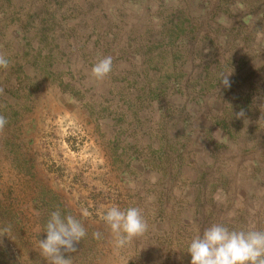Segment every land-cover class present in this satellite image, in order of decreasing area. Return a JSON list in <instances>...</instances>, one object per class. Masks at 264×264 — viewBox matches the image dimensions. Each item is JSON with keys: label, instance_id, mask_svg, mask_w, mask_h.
I'll return each mask as SVG.
<instances>
[{"label": "rangeland", "instance_id": "obj_1", "mask_svg": "<svg viewBox=\"0 0 264 264\" xmlns=\"http://www.w3.org/2000/svg\"><path fill=\"white\" fill-rule=\"evenodd\" d=\"M0 52V264H47L57 208L87 230L73 264H190L213 223L264 231V0H0ZM113 205L149 225L119 250Z\"/></svg>", "mask_w": 264, "mask_h": 264}, {"label": "clouds", "instance_id": "obj_2", "mask_svg": "<svg viewBox=\"0 0 264 264\" xmlns=\"http://www.w3.org/2000/svg\"><path fill=\"white\" fill-rule=\"evenodd\" d=\"M11 61L6 54L0 52V69L7 70ZM113 70L112 56L98 60L91 68V76L97 81L104 80ZM222 74L220 81L230 87L229 76ZM4 89L0 88V95ZM8 118L0 113V133L8 125ZM214 199L223 203L221 195ZM84 216L88 213L85 211ZM231 216V213L229 214ZM102 220L110 228L114 247L119 250L138 237L143 236L149 228L148 222L139 207L121 209L117 205L110 206L102 214ZM9 226L0 229V233L8 235ZM46 239H39L38 248L47 264H73L71 254L77 252V245L86 237L87 230L75 215L64 214L59 208L52 211L44 226ZM94 239H101L102 234L93 232ZM187 252L191 256L190 264H264V231L257 229H235L226 223H213L205 228L202 234L195 236L189 243Z\"/></svg>", "mask_w": 264, "mask_h": 264}]
</instances>
